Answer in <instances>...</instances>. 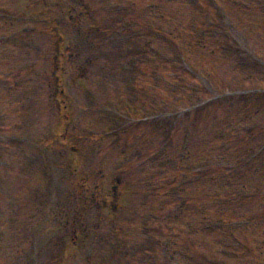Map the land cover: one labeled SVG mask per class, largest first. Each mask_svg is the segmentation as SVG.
<instances>
[{
	"label": "rangeland",
	"instance_id": "obj_1",
	"mask_svg": "<svg viewBox=\"0 0 264 264\" xmlns=\"http://www.w3.org/2000/svg\"><path fill=\"white\" fill-rule=\"evenodd\" d=\"M10 1L7 7L11 9L13 14L18 16L10 15L6 17L8 18L6 21L10 19L12 22H18L19 18H21L22 21L29 22L28 17L21 16L24 15L23 4L17 5L20 2L17 0ZM52 1L55 2L56 15H60L59 4L63 0ZM89 1L90 3L92 2L91 0ZM106 1L110 4H116V6L117 3H120L124 7L120 13L122 15L119 16L118 29L120 30L115 32L109 40L112 45L118 47L121 54L111 58L108 55L110 52H106L107 49L102 46L103 42L100 39L95 40L97 45L94 50L86 48L85 41L80 38L76 39L73 29L64 24V32L67 35L66 43L70 44V51L75 49L76 41V44H79L80 51L89 52L88 55L91 56L93 65H89L86 71H83L82 75L79 76L84 78L78 80L73 74V66L80 65L83 62L84 52L82 53L81 51V54H76V49L73 56H68V54L62 56L61 64L66 68L63 73L66 85L68 84L66 92L71 97L73 94L76 98L72 100V105L66 108L65 104H67L68 100L66 96L60 95V101L62 100L60 105L63 108H60L58 112L55 108L54 110L48 108L50 106L48 90L46 85L41 82L42 79L39 75L44 66L49 69L53 38L49 36L46 38L37 33L34 36L27 37L28 40H31V43L29 41L21 43L20 40H14L15 38H8L7 40L2 37L4 34H1V32L9 33L11 31L12 28L9 25L0 27V126L3 127L0 132V207L2 211L0 215V264H29L30 259H35V261L31 260V264H56L51 259L53 253H57L59 256L57 264H80L81 262L85 264L81 252L85 247L81 245L74 247L68 242L60 244V238L65 232V227L62 229L57 227V220L61 218L59 214L53 213L51 209L54 205L53 202L57 199H62L69 206H72L74 194H76L75 191L82 188L81 182L89 186L90 191L94 188V190L100 191L102 194L104 191L108 194V184L112 179V175L120 168V170L124 171L126 177L124 193L128 194L124 196L125 208L127 205H132L135 200L132 197L134 193L131 196V186L136 189L141 187L139 180L148 176L150 172H147V169L151 171V168H154V170L165 168L166 171H174L173 165L167 166L168 163H166V166H164L163 162L158 158L161 157V152L163 150L167 151V149L172 151L168 150L171 154L174 153L176 155L178 140L181 139L179 132L181 127L178 125H182L186 120H190V117L194 118L198 114L200 119H196L194 124V127H196L195 133L193 132L194 146H202L203 141L199 138L202 133L209 137L212 135L206 144L207 152L214 153L213 155L215 156L218 153L219 155L222 154L216 159L215 165L227 173L217 174V178L224 187L219 188L218 185H212L213 189L216 191L235 192L238 187L231 189L230 184H228L232 181H237L238 184L244 183L245 186L250 188L264 189V182L260 183L259 181L261 177L264 179V160L259 158L264 153V143L258 150L256 149L259 151L257 161L255 159L256 155L254 158H242L241 161L237 162L238 159L235 155L230 154L229 157H226V152L230 151V148L234 146V142L230 140L227 142L226 138L221 137L222 135L218 131L214 134L211 123L212 121L217 122V118L220 115H224L230 108L234 112H236L235 109L242 110L245 108L249 104V95L253 94L252 91L260 90V92H263L264 0H240L238 6L230 3L229 0H205L206 2H214L217 5L215 7L216 10L209 11L207 8L201 13L197 12L196 5L192 6V8L186 6L188 4L191 5L188 0ZM221 1L228 10V14L225 17L221 15L224 12L219 6ZM145 3H153V6L148 7L144 13L135 14L142 10V5ZM89 5L91 9L96 8L94 1L93 5ZM213 5L210 4V6ZM20 8L22 9L20 10ZM194 12H197L195 18L193 16ZM199 13L201 15L200 20L206 22L213 14V17L210 18L213 22L210 21V23L211 25L213 24L215 29L221 30L223 25L226 26L230 44L237 43L240 45L242 57H247V59L256 57L259 59H252L257 63L256 69L242 74L239 79V84L242 83L241 85L233 84L234 82L230 83L232 77L228 71V64L225 62L231 57L232 52H224L227 57H223L225 60L219 56H214L213 58L208 53L204 57L201 54L199 56L194 54L192 57L193 62L202 68L205 65V68L213 72L217 79L216 84L220 85L219 87L221 88H226L223 93H221V89L212 88L210 83L202 81L200 87L202 86V89L207 91V94L204 95L210 101V104L202 107L201 111L191 110L190 112L178 111L174 113L175 110H164L159 112L162 117L173 118H170L169 124L178 125L174 128L176 137L166 133L161 134L157 139L158 145L153 147H156L158 155L153 158L152 162H148L149 159L146 157L145 150L141 153L137 151L138 155L134 156L135 154L131 152L132 150L125 149V147H128L125 143L120 142L119 145L115 144L112 147L111 143H114L111 137L113 135L110 133L111 129H113L112 127L128 129L126 134H130L131 139L135 138L144 141H139V146L147 141V126L145 123L138 121L141 113H136L137 110H132L126 115L122 112L123 107L121 105L126 104V107L131 105L132 109H135L138 105L140 106L141 101L148 102L143 90H146L145 81L149 78V71L144 68L150 62V60L147 61V52L151 47L153 50L157 49L155 41L153 43L150 42L146 46V35L150 31L149 28L168 29L171 35H178L184 30L189 33V25L193 22H200ZM125 18H129L130 21L124 22ZM2 21L0 16V23ZM227 23L231 25L227 26ZM125 29L129 30L128 34H125ZM112 31H115L114 27H112ZM198 32L199 30L195 32L196 35ZM190 37L193 40L195 38L192 33ZM125 38L129 40L134 38V40L141 42L134 45L129 53L126 52L124 47ZM117 41L120 42L118 43ZM138 46H146L147 52L146 48L142 51L138 49ZM117 47H114V51H117ZM253 48L258 55L255 56L250 53L254 51L252 50ZM134 52L142 54V59L139 63L142 71L136 83L139 87L135 85L137 95L131 97L133 90L125 82V79L128 78V72L125 71L126 68L120 72L117 66L121 67L120 60L125 61V65L127 64L128 66L130 62L128 59L132 58ZM220 52L222 51L220 50ZM42 57H45V63L41 62ZM172 66L174 70L171 72V76L175 77L176 81L180 80L181 73L179 72V75L176 74L177 64L175 61L172 62ZM29 67L31 68L29 69ZM32 69H35V71H32ZM204 70L205 72L209 71ZM85 78L87 85L92 86L95 92L94 96L97 101L95 105H89L88 102H84V94L80 89L81 82L79 81L85 80ZM182 78H184L183 74ZM182 85L186 86L185 84ZM193 88H190L189 91L196 94L197 92ZM228 88H232V92L226 91ZM64 94L66 95V93ZM23 104L25 105L23 106ZM216 107L218 108L215 109ZM55 112L58 114H54ZM260 113L262 115H258L257 118L258 120H263L264 107ZM14 123H16L15 126ZM188 123L186 122L187 125ZM47 124L53 125L46 129ZM63 125H66L67 129L64 135L56 134L58 137H63L59 140L61 144L54 145L52 150L46 149L42 144L43 138H49L48 140H50L53 137L52 133L51 136L49 134L51 128L58 127L59 129ZM231 127L233 126L231 125ZM90 131L94 132L91 137L93 140H98V145H95L91 138L83 140L84 133L89 134ZM69 139L76 141L74 145H78L77 143L79 142V149L58 151L61 145L72 146ZM243 144L244 146L246 145L245 142ZM243 144L240 146H243ZM141 154H143V158L140 156ZM253 160L254 163L252 162ZM205 165L209 166V163ZM232 186H235V184H232ZM205 188L203 185L199 186L198 192H205ZM206 189L210 190V187ZM155 195L157 201L160 202L159 207L162 210H167L161 203H166L168 199H158L162 198L165 193L155 192ZM68 197H70L69 202H67ZM156 199L153 197L151 202H157ZM2 201H5L7 205H4ZM262 202H264V197L261 199ZM252 206L255 211L258 210V205ZM136 207L139 208V206ZM172 207L168 209H172ZM54 208L56 209L57 206ZM229 210V212H232V209ZM254 210L252 211L255 212ZM182 214V212H179L180 217ZM93 215L92 212L88 218ZM232 222H236V220H232ZM237 224L246 226L247 223L238 221ZM252 225L253 222H249L247 228L243 231V228H235L232 225V230H234V234H238L237 238L244 240L250 246H255L262 243L264 225L258 229L252 228ZM103 232L106 233L108 238L111 237L108 230L103 229ZM213 234V232H205V234H199L198 236L204 237L203 239L208 245L215 246L216 244L218 246L217 243H213L215 237ZM63 237L65 238L66 236ZM157 244L155 243L154 245L157 246ZM99 248L98 250L101 252L105 251L107 256L100 262H105L106 264H151L152 259H154L151 254L142 258L140 251L135 255L129 256L127 253L114 254L109 249ZM157 250L159 257L162 259L161 261L166 259L169 264L181 263V260L177 259V255L169 246L161 245ZM213 253L214 249L209 254ZM170 255H173L172 259H168ZM262 256H264V251L259 249L258 257L261 258ZM175 259L177 260L175 261ZM231 262L235 261L231 260ZM244 264L252 263L245 262Z\"/></svg>",
	"mask_w": 264,
	"mask_h": 264
}]
</instances>
